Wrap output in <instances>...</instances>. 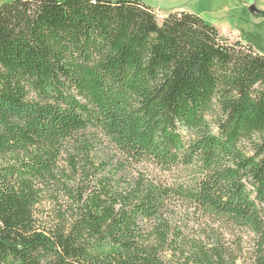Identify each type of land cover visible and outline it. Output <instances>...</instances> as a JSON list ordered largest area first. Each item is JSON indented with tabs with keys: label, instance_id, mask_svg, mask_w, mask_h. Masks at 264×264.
I'll return each instance as SVG.
<instances>
[{
	"label": "trees",
	"instance_id": "1",
	"mask_svg": "<svg viewBox=\"0 0 264 264\" xmlns=\"http://www.w3.org/2000/svg\"><path fill=\"white\" fill-rule=\"evenodd\" d=\"M245 231L264 264V54L141 0L0 4V264H240Z\"/></svg>",
	"mask_w": 264,
	"mask_h": 264
},
{
	"label": "rangeland",
	"instance_id": "2",
	"mask_svg": "<svg viewBox=\"0 0 264 264\" xmlns=\"http://www.w3.org/2000/svg\"><path fill=\"white\" fill-rule=\"evenodd\" d=\"M11 0H0V4ZM157 11L158 21L175 11H189L213 23L229 42L247 39L264 54V0H141ZM255 6L256 12L250 8ZM243 232V251L239 263H250L252 234ZM229 237V236H228ZM232 243L236 240L232 239ZM240 254V252H239Z\"/></svg>",
	"mask_w": 264,
	"mask_h": 264
},
{
	"label": "water",
	"instance_id": "3",
	"mask_svg": "<svg viewBox=\"0 0 264 264\" xmlns=\"http://www.w3.org/2000/svg\"><path fill=\"white\" fill-rule=\"evenodd\" d=\"M250 11H251V12H256V11H257V8H256L255 6H252V7L250 8Z\"/></svg>",
	"mask_w": 264,
	"mask_h": 264
}]
</instances>
